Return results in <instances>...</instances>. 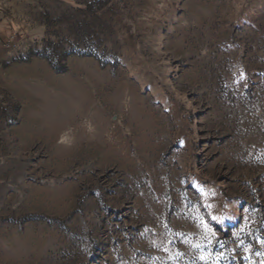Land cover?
Returning <instances> with one entry per match:
<instances>
[{
    "label": "rangeland",
    "instance_id": "obj_1",
    "mask_svg": "<svg viewBox=\"0 0 264 264\" xmlns=\"http://www.w3.org/2000/svg\"><path fill=\"white\" fill-rule=\"evenodd\" d=\"M0 264H264V0H0Z\"/></svg>",
    "mask_w": 264,
    "mask_h": 264
}]
</instances>
